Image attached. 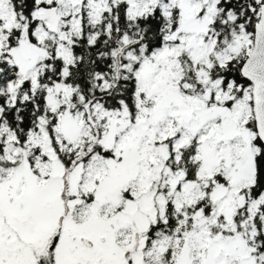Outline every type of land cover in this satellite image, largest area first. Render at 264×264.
Listing matches in <instances>:
<instances>
[{
	"label": "snow or ice",
	"instance_id": "obj_1",
	"mask_svg": "<svg viewBox=\"0 0 264 264\" xmlns=\"http://www.w3.org/2000/svg\"><path fill=\"white\" fill-rule=\"evenodd\" d=\"M0 264H264V0H0Z\"/></svg>",
	"mask_w": 264,
	"mask_h": 264
}]
</instances>
